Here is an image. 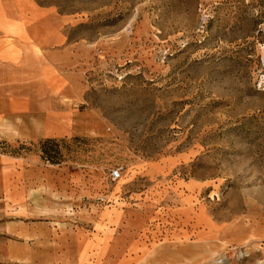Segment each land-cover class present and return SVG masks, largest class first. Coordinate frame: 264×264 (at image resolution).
Segmentation results:
<instances>
[{
    "label": "rangeland",
    "instance_id": "374dc122",
    "mask_svg": "<svg viewBox=\"0 0 264 264\" xmlns=\"http://www.w3.org/2000/svg\"><path fill=\"white\" fill-rule=\"evenodd\" d=\"M0 54V264H264V0H0Z\"/></svg>",
    "mask_w": 264,
    "mask_h": 264
},
{
    "label": "trees",
    "instance_id": "16d2710c",
    "mask_svg": "<svg viewBox=\"0 0 264 264\" xmlns=\"http://www.w3.org/2000/svg\"><path fill=\"white\" fill-rule=\"evenodd\" d=\"M65 141H57L56 139H46L41 143L42 158L53 164H60L64 161L62 144Z\"/></svg>",
    "mask_w": 264,
    "mask_h": 264
},
{
    "label": "crops",
    "instance_id": "0c3cea01",
    "mask_svg": "<svg viewBox=\"0 0 264 264\" xmlns=\"http://www.w3.org/2000/svg\"><path fill=\"white\" fill-rule=\"evenodd\" d=\"M2 54H0V86H1V77H2V72H3V65L1 64L2 62Z\"/></svg>",
    "mask_w": 264,
    "mask_h": 264
}]
</instances>
